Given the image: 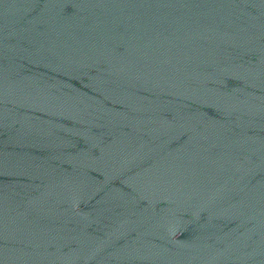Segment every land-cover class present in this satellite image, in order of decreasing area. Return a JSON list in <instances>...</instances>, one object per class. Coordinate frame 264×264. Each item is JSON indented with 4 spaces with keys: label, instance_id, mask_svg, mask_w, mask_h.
<instances>
[{
    "label": "water",
    "instance_id": "1",
    "mask_svg": "<svg viewBox=\"0 0 264 264\" xmlns=\"http://www.w3.org/2000/svg\"><path fill=\"white\" fill-rule=\"evenodd\" d=\"M0 264H264V0H0Z\"/></svg>",
    "mask_w": 264,
    "mask_h": 264
}]
</instances>
